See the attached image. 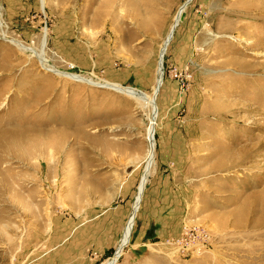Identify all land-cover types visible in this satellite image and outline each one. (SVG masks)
I'll use <instances>...</instances> for the list:
<instances>
[{
    "label": "rangeland",
    "instance_id": "1",
    "mask_svg": "<svg viewBox=\"0 0 264 264\" xmlns=\"http://www.w3.org/2000/svg\"><path fill=\"white\" fill-rule=\"evenodd\" d=\"M102 1L0 0V264H264V0Z\"/></svg>",
    "mask_w": 264,
    "mask_h": 264
},
{
    "label": "bare ground",
    "instance_id": "2",
    "mask_svg": "<svg viewBox=\"0 0 264 264\" xmlns=\"http://www.w3.org/2000/svg\"><path fill=\"white\" fill-rule=\"evenodd\" d=\"M119 0H104V1H102V2H100L101 3V6L103 7V9H102V11L100 12L101 13V15H103V16H105V17H107V19H111L112 20V15L114 14V13H116V12H114V10L112 9V5H110V3H117ZM188 1H190V0H188ZM42 3H43V0H42ZM112 3V4H113ZM119 3V2H118ZM117 5V4H116ZM120 5V4H119ZM186 5H187V0L182 4V5H180V7L178 8V13L176 14V16H175V18H174V21H173V23H172V25H171V29L173 30L174 29V27L178 24V22H179V20H180V17H181V14L183 13V11H184V9H185V7H186ZM117 7V6H116ZM112 9V10H111ZM134 10V9H133ZM131 12H133V11H131ZM97 13V12H96ZM99 13V12H98ZM134 13V12H133ZM117 15V14H116ZM172 30H170L169 31V33L167 34V36H166V38H165V40H164V43H163V45H162V47H161V49H160V51H159V56H160V58H161V56H162V53H163V47L164 46H166V44H167V42H168V40L170 39V37H171V31ZM25 49V48H24ZM41 55V54H40ZM39 60L41 61V63H43L44 62V59L41 57V56H39ZM161 60L159 59V62H160ZM160 70H162L161 69V62H160ZM56 74H58L59 75V72L58 71H54ZM162 72V71H161ZM161 72H159V77H158V83H160L161 82ZM70 77L71 78H73V79H76V80H81V81H85L84 80V78L83 77H78V76H74V75H70ZM89 84H92V85H97L98 83H95V82H92V81H89ZM110 87H112L113 89H115V90H117V91H121V92H123L124 94H126V95H128V96H130V97H132L133 99H143L142 97V95H141V93L140 92H137V91H133V90H129V89H127V88H120L119 86H117L116 84H110ZM157 88L158 87H156L155 89H154V93H156V91H157ZM142 96V97H141ZM147 103H148V105L152 108V109H155L154 107H155V103H154V101L152 100V99H149V100H147ZM154 118V117H153ZM153 123V122H152ZM153 127H149L148 128V143H149V150H148V156H147V164H149V155H150V153L152 152L151 150H153V147H154V138H153ZM148 168V165H147V167H146V169ZM143 183H144V177H143V179H142V181H141V184H140V186L138 187V194L136 195V198L138 199L139 198V196H140V192H141V190H142V188H143ZM133 221V215L131 214V216H130V218H129V220H128V222H127V225H126V227H125V235H124V238L121 240V242L119 243V245H118V247L116 248L117 249V254H119L120 252H121V250H122V248L128 243V240H129V234H130V227H131V222ZM114 260L115 259H110L109 261H107V262H105V263H103V264H113L114 263Z\"/></svg>",
    "mask_w": 264,
    "mask_h": 264
},
{
    "label": "crops",
    "instance_id": "3",
    "mask_svg": "<svg viewBox=\"0 0 264 264\" xmlns=\"http://www.w3.org/2000/svg\"><path fill=\"white\" fill-rule=\"evenodd\" d=\"M149 197V207L146 209L143 217H141V220L139 221L140 228L137 230V238L140 242H142V239L145 237V235L150 236L152 234L155 237L157 234L160 236L166 232H171L172 230L174 231V229L171 227L174 226L178 220L177 216H171L169 211H165V213H163V210L157 211V209L163 208H161L158 203H152L153 201L158 202L157 199H154L153 194L151 196L149 195Z\"/></svg>",
    "mask_w": 264,
    "mask_h": 264
}]
</instances>
